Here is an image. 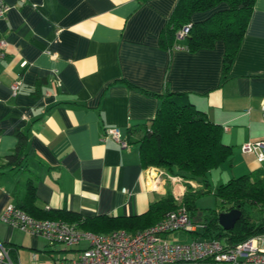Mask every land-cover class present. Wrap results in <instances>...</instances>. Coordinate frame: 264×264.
<instances>
[{
    "label": "crops",
    "instance_id": "obj_1",
    "mask_svg": "<svg viewBox=\"0 0 264 264\" xmlns=\"http://www.w3.org/2000/svg\"><path fill=\"white\" fill-rule=\"evenodd\" d=\"M177 1L4 0L0 243L11 264H55L86 246L49 244L1 219L7 204H24L29 182L28 207L42 216L62 209L82 218L140 215L167 194L184 195L188 180L165 177L159 189L149 187L147 172L156 167H143L139 155L140 128L149 126L166 93L189 100L221 126L222 141L232 148L231 160L216 168L224 182L249 173L264 178V161L241 150L247 141L264 140V0H255L226 74L220 40L196 51L184 48L183 39L161 45ZM207 14L195 12L192 21ZM109 127L126 146L103 138ZM19 136L23 154L12 162L7 157Z\"/></svg>",
    "mask_w": 264,
    "mask_h": 264
},
{
    "label": "trees",
    "instance_id": "obj_2",
    "mask_svg": "<svg viewBox=\"0 0 264 264\" xmlns=\"http://www.w3.org/2000/svg\"><path fill=\"white\" fill-rule=\"evenodd\" d=\"M254 2L255 0H178L161 32L160 43L170 48L178 46L179 39H183L184 48L196 51L211 48L220 40L225 47L223 74H226L240 46ZM221 4L225 6L221 7ZM195 12L208 14L203 20L192 21ZM187 25L189 27L185 36L178 38L177 32ZM140 130L142 133L138 139L139 155L143 167L162 168L170 175L194 180L204 186V190H192L187 184L180 203L194 222L202 223L194 212L195 198L210 188L207 180L210 171L230 161L232 157L231 146L222 141L221 126L209 121L189 100L166 93L162 96L161 105L149 126L141 127ZM18 139L15 152L7 157L9 161L13 162L22 157L24 138L19 136ZM26 191L25 202L19 208L31 216L40 219H61L94 233L113 229H125L134 233L149 227L166 212L178 207L174 198L167 194L140 215H100L82 218L74 212L62 209L47 211L42 216L36 215L32 208L28 207L34 199V187L31 182L27 183ZM212 192L222 204L228 205L224 211L237 207L242 211V215L231 230L222 234L219 231L213 233L209 229L211 226L214 229L222 228L214 222L217 220V212L221 210H214L211 226L207 221L203 222V231L197 235L219 240L223 237L222 243L230 247L264 233L263 177L257 173L233 177L218 184ZM247 208L258 209L256 211L260 214V220L254 219Z\"/></svg>",
    "mask_w": 264,
    "mask_h": 264
},
{
    "label": "built area",
    "instance_id": "obj_3",
    "mask_svg": "<svg viewBox=\"0 0 264 264\" xmlns=\"http://www.w3.org/2000/svg\"><path fill=\"white\" fill-rule=\"evenodd\" d=\"M7 10V4L0 0V18ZM188 27H182L177 37L183 38ZM4 47L5 41L1 39L0 61L4 57ZM20 83H13L14 92L20 88ZM108 136L121 146H126L117 128L104 129L103 138ZM241 150L255 154L258 162L264 161V140L247 141L241 145ZM147 175L148 185L153 190L161 187L165 177L172 181L184 180L158 168H149ZM182 197L183 193L174 194L173 198L178 204L176 209L166 212L154 224L134 233L124 229L106 233L79 231L75 224L57 219H38L12 204L4 207L1 219L13 228L43 236L49 244L60 243L66 248H74L81 241L86 242V246L75 251L74 255L55 264H264V233L230 247L217 238L197 235L198 229L204 225L191 219L185 207L180 204ZM179 230L197 236L186 243H171L165 238L166 234ZM7 259L6 248L0 243V262L11 264Z\"/></svg>",
    "mask_w": 264,
    "mask_h": 264
},
{
    "label": "rangeland",
    "instance_id": "obj_4",
    "mask_svg": "<svg viewBox=\"0 0 264 264\" xmlns=\"http://www.w3.org/2000/svg\"><path fill=\"white\" fill-rule=\"evenodd\" d=\"M162 169V168H161ZM222 172L220 170L214 169L212 170L211 174L208 175V181L210 183V188L208 189L207 192H203L200 193L196 196L195 201H194V206L196 207V209H194V212L196 215H198V221H201L202 223L207 221L209 223V226H211V222H212V218L214 217V210H221L219 212H217V218H218V214L222 211H224L228 205L226 204H222L219 199L214 195V193L212 192L213 184H217L216 181L219 180L218 182L224 183L223 180V176L221 175ZM186 180V179H184ZM188 181H190L191 184H194L195 186H191L190 184H187L191 186L190 189L192 190H204V187L202 184H200L201 186L199 188H197L196 184L198 183L197 181L194 180H190L187 179ZM214 181V182H213ZM226 182V181H225ZM186 184V185H187ZM249 210V208H247V211ZM258 209H254L251 208L249 210V212L251 213V215L253 216L254 219L256 220H260V214L256 211ZM218 223V220L214 221ZM210 231L215 233V232H220L221 234L223 232H225L226 230H224L223 228H218V229H214L213 226H211ZM203 228H199L197 233L202 232ZM197 235L186 232L184 230H179V231H174L172 233L166 234L165 238L168 239L169 242L171 243H186L188 241H190L193 237H195ZM221 242H223V237L220 238ZM86 242L85 241H81L80 246H85Z\"/></svg>",
    "mask_w": 264,
    "mask_h": 264
},
{
    "label": "water",
    "instance_id": "obj_5",
    "mask_svg": "<svg viewBox=\"0 0 264 264\" xmlns=\"http://www.w3.org/2000/svg\"><path fill=\"white\" fill-rule=\"evenodd\" d=\"M242 211L235 207L218 214V224L226 231L231 230L235 223L240 219Z\"/></svg>",
    "mask_w": 264,
    "mask_h": 264
}]
</instances>
